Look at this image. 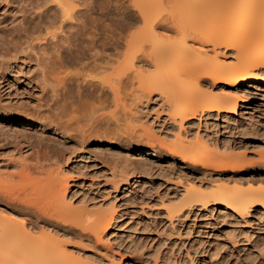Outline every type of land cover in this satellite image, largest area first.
<instances>
[{
  "label": "rangeland",
  "instance_id": "obj_1",
  "mask_svg": "<svg viewBox=\"0 0 264 264\" xmlns=\"http://www.w3.org/2000/svg\"><path fill=\"white\" fill-rule=\"evenodd\" d=\"M43 1L48 2L0 0V176L4 183L20 192L24 183L17 175L23 172V165L30 169L35 160H46L47 164L43 162L47 166V174L59 163L68 177L66 194L73 209L86 208L91 216L112 209L115 219L111 230L98 240L93 233L83 231L61 218L52 219L54 216L49 217L48 214L45 216L43 211L48 210V207L51 208L50 211L61 208L56 205V199L50 191L51 186H43L48 190L41 188V193L44 190L45 193L41 194L42 197L36 195L39 199L36 198L35 201L37 204L41 203L40 206H45L46 210L38 204L43 210L40 211L36 204L34 212L37 214L28 209L26 212L24 207L18 209V213L14 212L25 220L28 227L35 225L36 228L31 230L32 236L38 241L58 242L69 254L66 264H264V210L261 206L253 205L240 216L225 206L212 204L210 201L203 205L185 204L179 212H170L171 207L183 204L188 184H192L196 190L210 192L222 184L221 180L233 183L238 177L235 185L241 179L239 184L242 188L250 184L252 188H264V82L254 85L255 87L241 86L236 91V94L241 92L242 95H238L244 100L239 102L235 113L215 110L208 112L203 109L193 117L189 115L182 126L179 119L171 116L172 112L168 109V103L161 91L155 89L159 92L153 90L147 97L145 90L138 86L135 79L126 81L121 94L114 98L119 100L115 104L110 91L100 94V85H97L98 89L94 84V77L98 82L101 78L103 80L104 73L100 76L101 71L92 68L88 45L92 42L99 51L104 48L112 56L115 55L113 47L118 45L121 59L128 58L130 54V57H139V52L145 56L143 51H138L139 47L138 54H135L134 49L130 48L132 46H127L129 37L138 34L145 26L138 9L133 7L131 0H56L58 4L60 1L64 2L69 11L75 12L73 15L78 10L84 11L81 20H77L75 15L76 18L59 23L61 17L60 12L54 8L56 3L53 1L52 6L49 4L51 0ZM214 1L220 3L223 0H212L211 3ZM139 2L142 11L146 13L144 15L152 20L154 26H192L185 11V4L187 6L189 0ZM115 4L120 9L116 10ZM35 5L38 9L41 7L40 10ZM34 8L35 13L36 9L50 10L46 15H55L57 19H53L58 20V23L55 21L56 24L51 23L46 28L35 23V13L34 16L32 13ZM197 11L201 12L200 9ZM80 21H83L82 25ZM21 25L24 26L22 30ZM60 26L61 29H58ZM77 26L81 27L74 39L77 48L72 51L73 55L70 53L77 60L58 69L55 66L57 55L54 50H49L48 57L52 56L47 60L49 64L45 63L48 68L40 69L41 65H45L40 62L45 54L43 55L41 49V53L37 51L42 43V37H38L39 31L43 36L53 31L57 34L58 29L66 35L74 33ZM24 29H27L28 34H33V37H38V44H35L36 47L32 46V50L29 48L30 51L24 45V37L21 38L22 34H19ZM49 34L44 37H49ZM154 34L151 41L161 45L178 37L174 31L162 27L156 28ZM187 43L193 44L195 50L194 55L188 58L189 63L197 61L206 53L209 57L214 55L211 46L201 48L191 40ZM148 44L151 45L147 42L144 48H151ZM18 46L26 51H20ZM223 52L225 54L224 49ZM37 54L39 55L36 56ZM65 54L69 56L68 52ZM226 54L225 57L219 55V59H226L228 63L232 58L228 52ZM40 55L42 57L38 58ZM142 56L140 54L141 58ZM86 59H91L89 61L92 64L89 65V62L88 67ZM49 61L54 65H50ZM38 63H41L40 66ZM50 66L55 67L51 68L52 71L55 70L54 73L61 70V77L64 76L65 79L59 81L60 73V78L54 73L50 77L51 71L48 76L45 75ZM142 67V74L147 80L157 77L158 69L145 65ZM161 68L165 69L164 66ZM41 73H44L42 76H46L47 82L44 77H40ZM83 75L89 79L94 78V83H90L91 86L85 84V88L79 89L77 84ZM259 75L261 76L258 78L264 81V74ZM106 81H109L108 78ZM108 83L106 84L109 85ZM200 85L204 94H208H205L207 98L210 97L209 100L239 98L236 94L227 95L224 91L226 85L213 82L210 78L202 80ZM53 89L57 95L59 93L58 97L55 92H51ZM79 90H83L81 94ZM98 93L102 95L101 98ZM95 99L98 101V108L95 106ZM91 102L94 109L96 107L95 110L91 107ZM89 106L92 110L88 109ZM89 110L93 111L92 116L96 114L102 118L97 120L93 116L97 123L92 122ZM179 136L190 147V155L198 157L200 161L212 156H228L243 167L238 170L223 168L222 171V168L204 166L200 161L197 163L185 160L176 152ZM64 160L66 161L63 162ZM54 175L55 173L52 174L53 177ZM226 176H230L229 179ZM51 178L49 175L47 179ZM54 181L56 183L57 180ZM24 187L25 191L27 186Z\"/></svg>",
  "mask_w": 264,
  "mask_h": 264
},
{
  "label": "bare ground",
  "instance_id": "obj_2",
  "mask_svg": "<svg viewBox=\"0 0 264 264\" xmlns=\"http://www.w3.org/2000/svg\"><path fill=\"white\" fill-rule=\"evenodd\" d=\"M55 1L56 0H51L50 1L51 3H49V4L52 5V2L56 3L54 8H56L60 12V17H61V19H59V21H60L59 23L65 21V20H68L70 18H73V17H75V15H77L76 16L77 18L75 17L77 20L82 18V15L84 13L83 10L82 11L78 10L76 12V14L73 15V13H75V12H73V10L69 11V9L66 7L64 2L60 1V4H58ZM42 2H46V1L42 0ZM42 2H40V3L42 4ZM130 2L133 4V7L135 6L134 7L135 9L136 8L138 9V10L137 9L136 10L139 11V13H140L139 15L142 16V17L141 16L140 17H141V20L143 21V23L145 24V26L142 27L141 31L138 32V34L136 33V34H133L129 37V41L127 40L128 41L127 46H129V47L132 46L130 48L134 49L133 53H135V54L136 53L138 54V51H143V55L145 53V56H142V52H139V57H137V56H131L130 57V55H132V54H130L128 56V58L126 57L124 59H121V54H120L121 52H119V50L117 49V48H119V47H117L118 45H115L113 47L115 55L112 56L109 53H108L109 54L108 55L106 53V51H104V48H103V50L99 51L92 42L88 41L90 43V44L88 43L89 44L88 48L90 49V53H91V54L90 53H88V54H90L89 57L92 59V60L91 59H89V60H91V62L93 64L89 60H87L88 58L85 60V63L88 67V64L90 62L89 65L92 64V68L95 67L96 69H98V71H101L100 76H101V74L103 75V73H104L103 80L104 79L107 80V78H108L109 81H106V80L105 81H106V83L109 82L108 83L109 85H107L106 83H103L105 81L101 80L102 78L100 79L97 77V79H100V80H98V82H99V84H98V82H96V77H94L95 78V83H94V78L92 79V77H91L89 79L87 76V78L89 79V80H87L86 75H85V77L83 75V78L80 77V83L77 84V88L82 89L81 87H84L85 84L89 85L90 83H94L96 86L100 85L99 86L100 89L97 86L100 94H102L106 91H110V93H112V96H113L112 97L113 103H115V102H118L119 100L116 99L117 100L116 101V100H114V98H116L119 95V93L121 94L122 89L125 88V85L127 83L126 81L132 80V79L134 81V79H135L138 83V86H140V88L143 89V91L145 90V93L144 92L143 93L147 97L150 96V94H152L153 90L156 91L155 89H158L159 91H161V93L165 97L164 100L167 101V103H168V106H169L168 109L171 110V112L173 113L172 114L170 112L171 116L173 117V119L174 118L179 119V121L181 123L180 126H182L183 121L189 115H191L193 117L194 115L203 111V109H205V110L207 109L208 112L215 110L216 112L221 111L224 113H235V111L238 108L239 102H243V100H244V98H240V96L238 95V94L242 95L241 92L240 93L238 92V94H236L237 93L236 91H238V89L241 88V86H254L257 84L260 85L261 82H264L263 80L261 81L258 78V76H261V75H259V73L264 74V0H223L220 3L218 1H214L213 3H211L212 0H189L187 6L185 4V11H186V14L188 16V20L191 22L192 26H154L152 20H148L146 18V16L144 15L145 12L142 11L141 4H140L139 0H137V1L131 0ZM131 3H129V4H131ZM39 6H41V5H39ZM45 6H47V5H45ZM52 6H54V5H52ZM117 6H119V5H116L115 9L116 10L120 9V8H117ZM40 8L41 7H39V9H38V7H37L38 10H40ZM37 9H36L37 13H35V8H34V12H32V13H33V16L35 13V23L39 24L40 26L42 25V27L46 28L47 25H50L51 23L53 24V23H55V21L56 22L58 21V20L54 21L53 17L56 18L55 15L53 17H48L47 16L48 14L46 15V12H48L50 10L43 8L44 10L41 9L42 11H38ZM49 9H50V7H49ZM197 9H200L201 12L198 13ZM33 20H34V18H33ZM81 22H83V21H80V25H82ZM24 24L26 25V23H24ZM39 25H38V27H39ZM210 25H212V26H210ZM29 27H30V25H29ZM34 27L35 26H33V28ZM158 27L159 28L162 27L166 30H172L177 34L178 37L171 40V41L169 40L167 43H165L163 45L156 44L153 42V40L151 41V39H154V36H155L154 33H155L156 28H158ZM21 28H24V26L21 25L20 29ZM80 28H81L80 26H77V29L75 28L76 30L74 31V33H69V34L65 35L62 33V31L60 32L58 30V29H61V26H60L57 29V34H59V33L60 34L57 35L56 31H53L52 33H50L51 34L50 35L47 32L50 35L49 37H46V36L44 37V35H48L46 33L43 34V36H42L41 31H39L40 32L39 35H41V36L38 35V37H42V38H40L42 40V43L39 44L40 48L37 51L40 52V49H41L42 50L41 52H43V55L45 54L42 58V61L40 60V62H43L42 64L47 63L48 58H50L52 56L51 55L52 53H51L50 54L51 56L48 57L49 56V50H51V51L54 50V52L57 55V57L55 59V60H57V62L55 63V66L57 65L58 69L64 67L69 62H73L74 59L70 56V53H72V55H73L72 51H75L77 48V43L75 42L74 39H75V35L78 33ZM20 29H18V31H20ZM205 29H206V31H205ZM208 29H210V30L207 31ZM15 32H17V30H15ZM19 34H22L21 38H22V36L24 37L22 39H25L24 40L25 43L24 42L23 43H24V45H26V47L28 46V48H27L28 50L32 46L36 47L35 44H38V42H37L38 37L35 38L32 36L33 34L32 35L28 34L27 29L26 30L24 29V31H21V33H19ZM30 35L33 38H31ZM35 35H36V33H35ZM76 37H77V35H76ZM16 38H17V36H16ZM34 38L36 40V43H34L35 41H33ZM41 40H39V42ZM188 40H191V42H195V43L199 44L201 48H202V46H211V48L213 49L214 55L212 57H209L208 55H206L207 54L206 53V54H204L203 57L198 58L197 61H195L193 63H189L188 58H190L191 56L194 55L195 50H194V47L192 46L193 44L188 45V43H187ZM13 41H10V42L12 44H15V43H13ZM22 41H21V43H22ZM32 41L34 44H32ZM147 42L151 44V45L148 44L149 47L151 46V48H148V49L146 47L144 48V46L147 45ZM6 44L8 45V43H6ZM16 44H17V42H16ZM18 45H19V43H18ZM85 46H87V45H84V47ZM20 47H23V46L20 45ZM26 47L24 46V48H26ZM134 47H136L137 49ZM138 47H139V50H138ZM13 48H14V46H13ZM32 48H31V50H32ZM88 48L85 47V49H88ZM14 49H16V48H14ZM18 49L19 50L21 49L20 51H23V50L26 51L25 49L19 48V46H18ZM223 49L225 50V54H226V52H228V54H230L229 57L231 56L232 61L229 60L230 62L228 61V63H227L225 61L226 59L225 60H222L221 58L219 59V57L221 55H223V57H225L227 55V54L226 55L223 54L224 53ZM33 50H35V48ZM134 51H136V52H134ZM65 52H68L69 56H67L65 54ZM140 54H141L142 58L140 57ZM38 55L39 54H37L36 56H38ZM41 55L38 58H41L42 57ZM144 57H145V59H143ZM38 58H37V61H38ZM75 60H77V59H75ZM87 61H88V63H87ZM85 63H84V65H85ZM40 64L38 63V66H40ZM48 64L49 63H47V65ZM113 64H115V65H113ZM136 64H138V65H136ZM47 65L46 64L43 65L44 68L41 65V67H39V68L40 69L41 68L46 69V67L48 68ZM50 65H54V64H51V62H50ZM144 65L158 69L157 77L154 78L153 80H147L145 78V76L142 74V70H141V68H144V67H142ZM163 66L165 67V69L161 68ZM53 67L54 66H52V67L50 66V68L47 69V70H49V72L45 71V72H48L45 75L49 74L50 71H51V74H49V76L53 75V73L55 71V70L52 71V69L55 68V67L54 68ZM89 68H91V67H89ZM58 69H56V71ZM42 71L43 70H41V72ZM59 73H60V75H59ZM42 74L44 75V73H41L40 77L41 78L44 77V80L47 82V79H45L46 76H42ZM54 74H55V76L57 74V77H59V76L61 77V70H60V72L57 71V73L55 72ZM97 74H98V72H97ZM108 75H111L110 77L112 78L113 81L111 80V78ZM57 77L56 78L52 77V78L57 79ZM63 77L64 76H62L59 79V81L61 79H65V77L64 78ZM206 78H210L213 80V82H216V83L218 82V83L225 84L226 85L225 86L226 89L224 90L225 93L227 95L236 94V96H239V98H237L238 100H235L234 97H233L234 100H231V99L230 100L229 99L217 100L216 99V101H213L214 99L212 100V98H211V100H209L210 97L207 98L208 94L205 92V94L207 95L206 96L204 94L203 89L200 87L201 86L200 82L202 80H206ZM90 80L91 81L93 80V81L91 82ZM63 81H61V82L63 83ZM100 83H102V84H100ZM104 84H106V85H104ZM90 86H91V84H90ZM244 89H242V90H244ZM158 90L156 92H159ZM56 91H57V89H56ZM79 91H81V90H79ZM82 91L80 92V94L82 93ZM232 91H235V92H232ZM51 92H55L54 89ZM55 94H56V92H55ZM58 95H59V93H58ZM58 95L56 97H58ZM99 95H97V96H99ZM97 96H95V97H97ZM101 96L102 95H100L99 97L101 98ZM79 97L81 98V95ZM241 97H243V96H241ZM53 98H51V100ZM230 98H232V97H230ZM96 99L98 100V97ZM96 99L94 100V101H96L95 106L97 105V102H98ZM120 100H121V98H120ZM181 100H183L182 103L178 104V102ZM99 101H102V100H99ZM101 103L102 102H100L99 104L102 105ZM89 104H90V102H89ZM91 104H92V102H91ZM85 105L88 106V104H85ZM93 105L94 104H92L91 107H93V109H94ZM104 105H105V103H104ZM97 106H99V105H97ZM64 107H65V105H64ZM96 107H95V109H96ZM104 107H106V106H104ZM85 108H87V107H85ZM88 109L92 110L90 108V106L88 107ZM60 110H62V109H60ZM87 110L85 109V111H87ZM91 112H93V111L88 112V113H90L89 114L90 118L92 116ZM71 115H73V114H71ZM83 115H85V113ZM93 116L97 120H99V118H100V115H98V117L96 116V114ZM93 116L91 118V121L95 122L96 119H94ZM86 117H88V116H86ZM116 117H117V115H116ZM90 118H88V121L90 120ZM91 121L89 123H91ZM89 123H87V126H89L88 125ZM95 123H97V122H95ZM95 123H93V126L95 125ZM117 123H118V121H117ZM98 124H100V123H98ZM82 129H83V127H82ZM86 130H87V128H86ZM89 130H90V127H89ZM83 131H85V130H83ZM86 133H87V135H90V134H88V132H86ZM89 133H90V131H89ZM84 136H85V134H84ZM181 137L182 136H179V138H178L179 142L177 144L178 146H177L176 152L183 159L189 160L191 162L196 161L198 163L200 161V159L198 157L195 158V156L190 155V151H189L190 147H188V145L184 144L183 139H182L183 137L182 138ZM83 139H85V138H83ZM217 150H219V148H217ZM219 151H221V150H219ZM223 155H225V154H223ZM44 156H46V158L48 157V155H46V154H44ZM35 159H37V158H35ZM40 159H42V158H40ZM44 159H45V157H44ZM50 160H51V158H50ZM66 160H64L63 162H65ZM35 161L36 162H34V164L32 163L33 166L30 165V167H32L30 169L24 168V167H28V166L23 165V170H22L23 172H21L19 175H17L19 177V179L24 183L23 187L24 186L28 187L30 185L28 187V189L30 188L29 190L27 189V187L26 188L24 187L25 188V191H24V189L22 187L21 188L22 191L19 192V189H16L15 187L9 185L8 183H4L1 176H0V178H1V180H0V264H66L65 260H66V258L69 257V254L67 253L66 250L63 249V247L60 246V244L58 242L36 240L31 234V230L33 228H36L35 225L34 226L30 225V227H28L29 225L26 224L25 220H23V218L20 217V215L18 216V215L14 214V212L18 213V209H20L22 207L26 208L25 209L26 212L28 209V211L33 213L36 210L35 209V206L37 204V201H35L36 198L39 199L41 194L45 193L44 192L45 190L43 191V189H42L43 192L41 193V188L48 190L47 188H45L43 186H46V187L51 186V190L50 189L49 190L51 191V193L54 195V197L56 199L57 207L59 206L61 208L60 210L53 209L52 211H50L51 208L48 207L50 209V210L48 209L50 211V212H48V210H46L47 208L45 209L44 208L45 206L43 207V205L40 206L41 203L39 204V202H38L39 206L41 208L43 207V210H46V211H43L38 206V204L36 207H39L41 210L37 209V211L40 210V211H43V213L45 212V216L48 214L47 216L50 215L49 217L54 216L52 219L61 218L64 222L66 221L68 223L74 224L75 226H77L78 228H80L83 231L87 230V232L93 233L94 237H96L98 240H100L103 237V235H105L107 232H109L111 230L112 225L114 223L115 214H114V211L112 209H110L108 211L107 210L101 211V213L96 214L97 216L92 215L93 217L91 216L90 212H88V210L86 208L74 210L72 207V204H70L67 200L66 191L68 190V177L66 176L65 170L60 166L59 163H58L59 165L56 163L57 165H56L55 169H53L52 172H47V174L50 173L49 175H51V177L53 178V179L51 178L52 180L49 179L50 180L49 181L47 179L49 177V175L46 174L47 166L45 167V165L47 164L46 163L47 161L46 160L45 161L44 160H42V161L35 160ZM43 161L46 164H44ZM50 162H48V163H50ZM199 163H203L204 166H208L210 168H211V166L219 168V169L222 168V171H223V168H225V169L228 168L230 170H234V169L238 170L240 167H243V165L239 166L241 164L234 162L228 156H226V158L225 157L217 158L214 156L207 157V158H204V160H201ZM216 170H218V169H216ZM53 173H55L54 177L52 176ZM60 175H61V177H60ZM226 177H228V179H229L230 176H226ZM55 179L57 180L56 183L54 181ZM231 179H233V178H231ZM237 179H238V177H237ZM237 179L235 178V181ZM240 180H238L239 183L241 182ZM42 181H44V182H42ZM47 181L50 184H52L53 186L48 184ZM51 181H52V183H51ZM225 181L227 183H229L227 180H225ZM235 181L233 183L227 184L226 182L221 180L220 182L222 184L220 186H217L215 189H213L210 192H203V191H201V189L196 190L197 188L194 189L195 187L193 188L192 184L191 185L188 184L189 186L187 188H185L186 189L185 190L186 196L183 200V204L179 205L178 207L177 206L173 207V208L171 207L170 212L171 213L172 212H179V210H181V208L184 207L185 204L188 205L191 203H197V204L203 205V204H206L208 201L212 202V204H220L222 206H225L227 209L231 210L235 214H238L239 216L246 213L247 210L250 209V207H252L253 205H259L264 210V188L263 187L255 188L254 187L255 188L254 189V188H252L251 184L250 185L248 184L249 185L248 187L242 188V187H240L241 184H239V183H238V185L237 184L235 185ZM39 184H40V186H39ZM42 184H45V185H42ZM231 184H233V185H231ZM26 189H27L28 193H27ZM50 191H47V192L49 193ZM37 192L38 193L40 192V193L38 194ZM47 192H46V194H47ZM36 195L39 197H36ZM42 195H44V194H42ZM30 207H32V208H30ZM24 208H22V209H24ZM19 213L21 214V212H19ZM24 213H25V211H24ZM29 214H31V213H29ZM35 214H37V213H35ZM41 214H42V212H41ZM55 217H57V218H55ZM32 223H34V222H32ZM175 264H177V263H175ZM190 264H192V263H190Z\"/></svg>",
  "mask_w": 264,
  "mask_h": 264
}]
</instances>
